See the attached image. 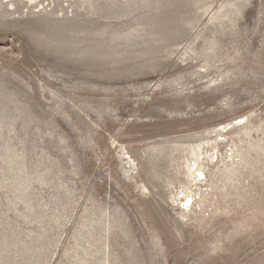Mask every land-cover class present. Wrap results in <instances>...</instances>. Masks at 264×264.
<instances>
[{
    "label": "rangeland",
    "instance_id": "rangeland-1",
    "mask_svg": "<svg viewBox=\"0 0 264 264\" xmlns=\"http://www.w3.org/2000/svg\"><path fill=\"white\" fill-rule=\"evenodd\" d=\"M12 1L0 264H264V0Z\"/></svg>",
    "mask_w": 264,
    "mask_h": 264
},
{
    "label": "bare ground",
    "instance_id": "bare-ground-1",
    "mask_svg": "<svg viewBox=\"0 0 264 264\" xmlns=\"http://www.w3.org/2000/svg\"><path fill=\"white\" fill-rule=\"evenodd\" d=\"M35 1H37V0H26V2L30 3V4L35 2ZM8 4H10L9 6L13 5V1L12 0H8ZM233 122H234V124H238V123L242 122V119L240 118L238 120H234ZM228 127L227 126H223L220 130L226 131V133H227ZM194 156H195L196 159H199L200 154L195 152ZM196 161L194 160V162L192 164H188L186 166L187 167V173H188L187 176L192 178V180H194V181L197 179V177H200V179L204 177V173L198 167H196ZM184 200H185V204L184 205L187 207L188 204L192 201V198L189 195H185V197L183 199V202H184Z\"/></svg>",
    "mask_w": 264,
    "mask_h": 264
}]
</instances>
